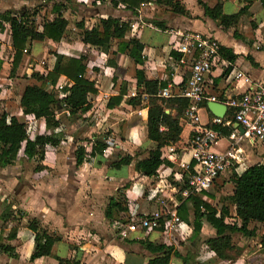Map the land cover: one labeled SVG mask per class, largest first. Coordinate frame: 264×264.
Instances as JSON below:
<instances>
[{
  "label": "crops",
  "instance_id": "crops-1",
  "mask_svg": "<svg viewBox=\"0 0 264 264\" xmlns=\"http://www.w3.org/2000/svg\"><path fill=\"white\" fill-rule=\"evenodd\" d=\"M76 1L77 3L72 7V14L77 15L84 9L88 20H85L83 25L95 23L98 17H105L108 14L129 18L130 28L126 32V36L134 35L142 42L143 61L141 64L134 63L125 53L115 50L116 38L110 41L106 50L83 43L78 36L80 26L76 25L79 23L75 21V26H69V22L66 24L68 29L70 27L71 29L77 28L75 35L64 37L63 34L57 41L32 39L29 52L22 53L14 73L9 75L7 72V80L17 75H21L23 80L19 83L16 92L4 90L1 85L2 82H0V114H4L5 119L9 115H15L19 118L21 112V106H19L20 93L25 84L35 81L29 76L31 67L34 66L31 61L37 59L39 47L42 48L45 42L48 44L57 43L55 51L65 55L84 54L86 56L84 59L85 76L94 80L97 91L87 94L90 106L80 115V118L85 121V126L82 128L77 121L78 118H75L69 121L75 125L71 134L62 137L55 146L49 144L44 146V156L41 161L62 171L51 175L53 173L52 168L36 169L34 177L37 176V183L34 182L35 185L30 183L27 186V191L19 192L20 203L15 204L16 206L10 204L7 206L9 203L7 193L17 186L21 174L14 173L15 176L14 174H7V167L10 164L0 166V240L13 245L16 253V255H10L0 251V264H60L57 257L61 258V264H145L146 260L157 254L158 251L147 249L142 243L136 241V238L171 244L181 253L187 252L188 261L191 264H198L197 261L199 264H247L248 254L264 251V247L259 245L257 239L252 241V244L255 245L251 248L256 246L255 250L237 246L234 247L237 253L233 259L218 258L202 241L205 236L214 232V229L206 221H202L198 233L200 236L199 244H201L199 248L193 249L195 246H192L191 241H189L191 244L184 243L188 240L191 232V224L187 219L191 218L192 204L191 199L186 198V195H182L179 191V186L184 180L186 172L178 163L180 161L189 163L192 161L189 149L186 147L191 126L182 119L180 114L178 123L181 130L177 140L174 141L175 149L171 156L166 157L170 162L160 163L154 175L142 174L134 169V161L136 158L145 155V149L154 146V142L146 136V106L143 102V98L146 97H143L141 95L143 92H141L140 104L134 106H131L126 99L132 96L128 95L131 86L141 89V86L136 85L135 81L134 70L136 67L142 68L146 77L167 80L166 85L170 84L172 87L182 81V76L176 66V59L180 53L172 47L173 42L178 38L175 31L179 30H196L208 34L214 37L219 45L229 47L235 53L232 60H228L219 54L216 62L210 66L208 75L211 78V83L208 86V91L215 94L217 99H221L227 94L239 92L247 88L251 82H259L264 85V5L259 0H218L224 13H233L240 6H245V11L239 15L234 25L222 26L218 21L203 14V9L196 0H176L177 3L174 5L147 0L139 3L134 11L121 7L119 2L114 6L109 0ZM204 1L207 4H213L216 0ZM34 2L36 0H0V10L29 8ZM46 3L42 8L45 12V18L41 22L53 16L50 2ZM68 8L66 9L68 10ZM34 16L37 18V11ZM63 16L65 17V14ZM144 17L162 19L166 28L159 29L151 22H145ZM41 22L36 25L39 26ZM1 33L4 34V38H1L3 42L0 40V49L3 45L10 48V55L7 58L9 70L12 49L6 23L3 31H0ZM72 33L74 34V32ZM49 54L52 58H49L50 63L45 69L51 66L54 59L50 50ZM176 54H178L177 57ZM0 60L1 71L5 62L1 55ZM236 72H240L242 76L235 77ZM67 81V77L60 74L55 83H49V86L57 87L58 84L62 85ZM122 82H125L126 89L121 93L120 100L111 107L106 106L107 98L118 94ZM56 90L62 92L61 88L57 87ZM138 107H143L141 114L136 113ZM200 110L204 111V120H199L205 123L213 114H208L207 109L200 105L198 117ZM226 113L228 117H231L228 108L225 109L224 117ZM33 118L39 125V130L35 133L51 130L63 133L61 124L57 123L50 126L42 118ZM45 125H49L50 128L45 129ZM228 125H231L228 132H223L219 128ZM239 126L234 121L231 124L217 125L216 130L219 137L213 145V149L216 151L226 149L229 143L227 134L234 128L241 132ZM103 127H105L104 130ZM76 132L84 133L88 137L85 141L89 143L96 137L111 135L115 137L116 144L110 149L103 150L99 156L89 155L96 158L97 161H95L96 159L94 162L85 159L80 164L75 165L73 148H66L65 144L68 142L64 138L70 139L71 137V143H73L76 139L74 134ZM63 140L65 144L61 143ZM238 144L241 147L238 155L243 162L241 171L250 164L247 163L249 159L256 158L262 161L260 156L262 154L254 151L253 144H250L245 137H242ZM22 149L23 145L21 144L18 150V153H21H17V158L21 155L24 156ZM135 150H139V152L133 155ZM123 153H129L133 156L130 162L118 166L112 165L111 162L117 158V155ZM12 164L14 165V163ZM121 166H124L125 170L120 171ZM223 179L224 176L220 175L207 190L190 194H194L211 204L212 211L216 213L223 201L220 197L221 194L216 191V186ZM21 180L23 181L24 178ZM230 187L232 188V186ZM231 188L226 194L231 192ZM66 189L69 192L63 194ZM96 195L103 199L100 200ZM117 196L121 199V203L126 204V208L105 216L104 208L109 197L115 198ZM159 198L164 200L166 204L174 203V209L180 220L187 226L188 231L181 233V229H179L178 233L173 235L163 232L159 228H154L145 233L132 231L125 238L119 237L115 233L114 219L125 221L130 216L129 212H135L138 215L145 214L156 206ZM10 206L14 207L15 210L7 212ZM17 208L20 211L17 212ZM12 213H16V219L10 217ZM31 217H36L47 232H53L58 238L53 241L49 254L28 259L29 253L34 248L33 231L26 225V221ZM225 217L238 222L233 205H228V215ZM253 223L260 225L259 228L256 227L255 229L257 235L264 231V224ZM11 227H15V235L8 237ZM90 227L92 228L89 229ZM97 231H101L96 234L101 242L97 241L96 244H74L70 240L71 234L77 236L80 233L94 234ZM63 233L69 235L67 239L61 235ZM247 237L249 236H244V238ZM249 238L252 239L253 236ZM237 245L239 244L237 243ZM90 246L93 249L92 253H89ZM194 251L195 256L192 254ZM261 260L262 258L259 259V264H261ZM167 264H181V258L170 255Z\"/></svg>",
  "mask_w": 264,
  "mask_h": 264
},
{
  "label": "trees",
  "instance_id": "trees-1",
  "mask_svg": "<svg viewBox=\"0 0 264 264\" xmlns=\"http://www.w3.org/2000/svg\"><path fill=\"white\" fill-rule=\"evenodd\" d=\"M42 2H50L53 16L45 19L39 26L34 21V15L38 6L33 5L31 8H5L0 10V31L6 26L9 29L11 43V59L8 73L12 75L15 71L23 52H29L30 41L32 39H50L57 41L63 36L66 30L67 18L62 15L63 9L72 7L76 4L71 0H40ZM112 5L119 2L121 7L129 10H135L139 3L147 0H109ZM170 5L177 3L176 0H154ZM203 9V14L218 21L222 26L234 25L239 15L245 11V6H240L236 12H222L221 3L216 0L213 4H207L204 0H196ZM264 5V0H259ZM145 22H151L159 29L166 28L164 20L157 17H144ZM80 24L78 36L80 41L105 48L110 44L113 38H116L115 50L125 53L132 59L134 63L141 64L143 56L141 54L142 42L134 35H127L126 32L130 28V19L121 18L120 16L106 15L98 17L95 23L90 25ZM219 54L228 60L235 57V53L229 47L224 45L218 46ZM179 52V51H178ZM54 59L49 68L45 71L31 67L29 76L35 79L34 82L24 85L20 96L19 106L25 113H30L35 118H42L46 124L55 125L61 122L63 117L71 120L86 111L90 106L87 99L88 93L97 91V87L93 79L85 76L86 56L82 53L74 55H65L55 50H50ZM180 53V52H179ZM176 57L178 54L175 55ZM1 63V60H0ZM63 74L68 81L62 84L61 90L63 95L58 96L57 91L47 89V84H54L57 77ZM136 85V95H132L126 101L134 106L140 104V93L146 94V111L145 125L146 136L154 142V146L145 149V155L136 158L134 161V169L145 175H154L158 165L162 162L170 161L164 154L165 145L177 140L181 126L178 123V117L186 104V98L179 95L159 96L156 94L157 89L165 86L167 80L155 77L148 78L144 75L143 69L136 67L134 70ZM126 89L125 82L119 86L116 96H109L106 100V106L111 107L121 98V93ZM201 106L206 108V101L200 102ZM207 109V108H206ZM208 114L211 112L207 109ZM212 116V115H211ZM210 116V117H211ZM225 117H228L227 113ZM205 125L214 129L218 128L216 124L210 122V118ZM223 132H228L231 125L219 127ZM62 132H39L28 135L24 121L15 115H9L5 119L4 114H0V165L12 164L17 158L18 150L23 145L22 153L28 159L35 157L41 161L44 156V146L57 145L60 141ZM104 136H99L90 141L89 151L81 144H75L73 148V158L76 165L85 160L86 155H101L105 141ZM139 150H135L136 155ZM129 153L118 154L117 158L111 162L112 165L129 163L132 159ZM192 163V161L190 162ZM41 165V164H40ZM40 165L36 164L33 168L38 169ZM232 182L231 192L222 196V203L218 212L212 211V206L205 200L194 194L188 193L185 197L191 199L192 210L191 218L187 219L191 224V232L188 240L194 243L197 238L202 221H206L214 229L213 234L205 236L202 241L212 250L216 257L223 259H233L237 251L234 249V235L253 236L257 235L254 224L249 226L251 222L264 224V162L256 161L244 167L240 173L231 170L228 174ZM184 184L179 186L182 188ZM233 205L234 214L238 218V222L224 221V217L228 215V205ZM126 208V204L121 203V199L109 197L104 215H112L115 211ZM17 212L20 209L17 208ZM16 213L11 214L12 219H16ZM26 225L33 231L34 248L29 253L28 259L40 255L50 253V247L55 239L58 238L53 232H47L42 227L36 217H31L26 221ZM15 235V227H11L8 237ZM136 241L142 243L147 249H156L158 252L154 256L148 258L145 264H167L170 255L181 258V264H191L188 261L187 252L181 253L171 244H163L159 242H151L148 239L136 238ZM257 241L261 247H264V231L257 235ZM190 242V243H191ZM0 251L16 255L14 247L9 242L0 240ZM234 251V253H233ZM61 264V258L57 257Z\"/></svg>",
  "mask_w": 264,
  "mask_h": 264
},
{
  "label": "built area",
  "instance_id": "built-area-1",
  "mask_svg": "<svg viewBox=\"0 0 264 264\" xmlns=\"http://www.w3.org/2000/svg\"><path fill=\"white\" fill-rule=\"evenodd\" d=\"M175 33H177L178 38L173 42L172 47L180 52L176 59V66L182 76V81L175 87L170 84L162 86L157 89L156 94L164 97L179 95L187 100L181 117L191 126L186 147L189 149L192 163L183 161L178 163L186 172L185 178L181 182L184 186L179 191L182 195H187L188 193L207 190L220 175L227 171L233 170L237 174L241 172L243 162L238 155L241 150L238 141L242 137H245L250 144L258 142L264 148V85L259 82H251L247 88L217 99L215 94L208 91V86L211 83L208 72L219 55L217 40L196 30H179ZM240 75V72L235 73V77H240ZM61 86L60 84L57 85L58 88ZM45 87L58 90H56L57 87H50L47 83ZM136 92L135 86H131L128 95H136ZM57 93L58 96L63 95L62 92L57 91ZM141 95L146 96L144 92ZM203 100L219 101L230 111L231 117L227 118L224 115L221 117L212 115L210 117L211 123L223 125L231 124L234 121L242 128L241 132L234 128L227 134L229 143L223 151L213 149V145L219 137L218 131L199 120L198 109ZM142 108L138 107L136 113L141 114ZM23 113L33 117L30 113ZM103 140L106 144L103 150L110 149L116 144L115 137L111 135L104 136ZM174 149V142L165 145V156H171ZM85 150L89 151V146L85 147ZM129 215L125 221L113 220L115 233L119 237H128L132 231L145 233L154 228H159L163 232L173 235L178 233L179 229H181V233L188 231L187 226L176 213L174 203L166 204L161 198H159L156 206L147 213L138 215L135 212H129ZM224 220L233 221L227 217Z\"/></svg>",
  "mask_w": 264,
  "mask_h": 264
},
{
  "label": "rangeland",
  "instance_id": "rangeland-1",
  "mask_svg": "<svg viewBox=\"0 0 264 264\" xmlns=\"http://www.w3.org/2000/svg\"><path fill=\"white\" fill-rule=\"evenodd\" d=\"M71 1L77 3L76 0H71ZM45 4H47V3L46 2H42L40 0H36V2H34V4H33V5H37L38 6V8H37L38 16H37V18L34 16V21H35V23L37 25L39 24V22H41L42 19L45 18V12H44V9H42L43 8V5H45ZM32 6H30L29 8H31ZM65 9H63L64 11H62V13H63V15L65 14V17L67 18V20L69 22V26H75L76 25L75 24L76 22L82 21V23H83V22H85V20H88L87 15H86V11H84V9H82V12L80 11V13L77 14V15H75V13L72 14V9L70 7L68 8V10L67 9L65 10ZM76 26H80V24H77ZM76 31H77V28L76 27H75V29H71V27L69 29L66 28V30L64 32V37H66L67 35H70V36L71 35H75V33H77ZM72 32H74V34ZM3 35H4L3 33L0 34V40H1V42H3L2 39H1V38H4ZM56 46H57V43L56 44H48L47 42L43 43V47L42 48L39 47V50L40 51H38V54H37V59L38 60L35 59V61H31V63H33V65H34V68H37L40 71H45V67H47L49 65V63H50L49 58L50 57L52 58V56L49 54V50H55ZM9 53H10V48L7 47V46H5V45H3L1 47V49H0V55L4 58V61L5 62H4L3 69L0 71V82H2L1 85H2V87H3L4 90L16 92V90H18L19 83L23 79H22V76L21 75H17L16 77L13 76V77L9 78V80H7V72H8V62H7V58L10 55ZM30 81H32V80H30ZM137 91H138V89H137ZM143 102L146 103V98H143ZM19 114L20 115L18 117L21 120L24 121V125L26 127V130H27L28 135H31L32 133H35V132H37L39 130V125L36 123V121L34 120V118L32 116L27 115V114H24L23 111H22V109H21V112ZM75 118H78L77 121H79V124L83 128V126H85L84 119L83 118H80L79 116H77ZM75 118H73L71 120H68L66 117H63L61 119V122H58L63 127V133L60 135L61 138L62 137H65L66 135H69V134L72 133V131L74 130V126L75 125L73 123L69 122V121H72ZM199 119L200 120H204V111L203 110H200L199 111ZM50 126L49 125H45V129L46 128H50ZM104 129H105V127H103V130ZM74 134H75L76 139H75V141H73V143H71V137H70V139L64 138L65 141L68 142L67 144H65L64 140L61 141L62 144L64 143L66 145V148L67 147L74 148L75 144H78V143H81L84 147H87V146L90 145L89 142L85 141V139H88V137L85 136L84 133L76 132ZM221 141L224 142L223 139H221ZM252 147L254 148V151H256L259 154H262L260 156L262 158V161H264V148H263V146H261L258 142H255ZM20 153H18V154H20ZM18 156H20V155H18ZM85 159H88V160H91V161L94 162V160L96 158H94L92 156L90 157L89 155H86ZM95 161H97V159ZM254 161H259V160H257L256 158L249 159V161H247V163H252ZM13 163H14V165L13 164H10L7 167V172L6 173L7 174H14V173L16 174V173H19V174H21V177L19 178V182H18L17 186L14 187L13 190H10L7 193V198H8V201H9V203H7V206H8V204H10L11 206L18 205V203H20V194H19V192L22 191V190H26L27 191L28 190V187L27 186L30 183H32V185H35L33 183L36 182V179H37L36 177L37 176L34 177V171H36V169H34L33 167L36 164H38V165L41 164L38 169H42V168H52L53 169L52 170L53 173L51 175H53L54 173L57 174V172L62 171V170H59L57 168L55 169L54 166L50 167L49 164L44 163L43 161L36 160L35 157H32V158H28L27 159V158H25L24 156L21 155L19 158H16ZM0 166H4V165H0ZM123 170H125V167L124 166H121L120 171H123ZM15 174H14V176H15ZM228 174H229V172L227 171L225 174L221 175V176H224V179L221 182H219V185H218V183H216V185H218V186H216V191H218V193L221 194L220 197L225 196V194L227 192H229V190L231 188L230 186H232V182L230 181V179H227V178H230V177H228L229 176ZM22 178H24L23 181L21 180ZM67 189H66V191L63 192V194L69 192V190H67ZM15 190H16V192H14ZM96 192H97V190H96ZM122 195H123V193H122ZM96 197H98L100 200L103 199L102 197L97 196V195H96ZM222 200H220V201H222ZM218 204H219V202H218ZM4 205H6V204L4 203ZM11 206H10L11 209L9 208L7 210V212L9 210H12V211L15 210V208L14 207L12 208ZM101 222H103V221H101ZM249 224L250 225L251 224H254V226L257 227V228H259V226H260V225H257L255 223H253V222H251ZM93 225L96 227L95 224H93ZM98 227L99 226L97 225V228ZM91 228L92 227H90L89 229H91ZM100 232L101 231H97L94 234H92V233H84V234L80 233L77 236H75V234H71V237H70L71 239L70 240H72V242L74 244L75 243H77V244L84 243L85 245L96 244L97 241H100L101 242V240L96 237V234H99ZM61 235L64 236L66 239L69 236L68 234H65L64 235V233L61 234ZM255 239H257L256 236L253 237L252 239H250L249 237L244 238V236L238 234V235H234L233 242L235 244V247H237V246H244L246 248L247 247L251 248L253 245H255V244H252L253 243L252 241L255 240ZM184 243L185 244H187V243L189 244L190 242H189V240H187ZM199 243H200V240H199V238H197L196 239V243L195 244L192 243V246H195L193 249L197 250L199 248V245H201ZM237 243L239 245H237ZM196 246H197V248H196ZM255 248H256V246L254 248H251L250 250H255ZM78 250H80V249L78 248ZM92 252H93V249L90 246L89 253H92ZM194 253H195V251L192 253L193 256H195ZM233 253H234V251H233ZM261 258H262L261 264H264V251H261V252H258V251L257 252H252V253L248 254V257L246 258L247 264H255V263L256 264H259V259H261ZM197 263L199 264L198 261H197Z\"/></svg>",
  "mask_w": 264,
  "mask_h": 264
},
{
  "label": "water",
  "instance_id": "water-1",
  "mask_svg": "<svg viewBox=\"0 0 264 264\" xmlns=\"http://www.w3.org/2000/svg\"><path fill=\"white\" fill-rule=\"evenodd\" d=\"M206 108L213 114V115H217V116H223L226 106L219 102V101H215V100H209L206 101ZM240 131H242V128L239 126Z\"/></svg>",
  "mask_w": 264,
  "mask_h": 264
}]
</instances>
